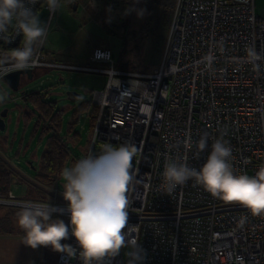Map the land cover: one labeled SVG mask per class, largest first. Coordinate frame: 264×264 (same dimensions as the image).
I'll return each instance as SVG.
<instances>
[{
	"label": "built area",
	"instance_id": "1",
	"mask_svg": "<svg viewBox=\"0 0 264 264\" xmlns=\"http://www.w3.org/2000/svg\"><path fill=\"white\" fill-rule=\"evenodd\" d=\"M32 7L48 11L44 0ZM52 16L48 11V23ZM22 39L10 28L0 39V52L20 47ZM250 45L264 51V13L255 14L254 0H175L160 64L150 74L116 69L109 49L92 50V67L53 64L45 44L36 66L25 69L104 76L103 88L90 94L96 114L86 156L100 154L105 143L131 141L140 149L128 193V224L135 226L132 235L144 254L139 264H264V215L225 204L192 180L170 196L161 188L166 159L187 158L199 169L224 129L234 174L254 176L264 165V61L260 71L243 62ZM204 133L208 147L201 152L197 144ZM23 203L0 188V206L20 209ZM50 205L64 209L53 216L70 223L67 204ZM241 218H246L243 227ZM61 243L78 250L71 235ZM54 255L55 264H82L78 255ZM105 264L125 262L120 252Z\"/></svg>",
	"mask_w": 264,
	"mask_h": 264
},
{
	"label": "rangeland",
	"instance_id": "2",
	"mask_svg": "<svg viewBox=\"0 0 264 264\" xmlns=\"http://www.w3.org/2000/svg\"><path fill=\"white\" fill-rule=\"evenodd\" d=\"M76 11L65 5L55 12L48 23V11L36 12L48 25L49 35L44 51L53 64L69 67H92L89 57L95 47H108L115 68L122 71L150 74L160 64L170 21L172 0H74ZM255 14L264 13V0H254ZM142 13V15H141ZM111 31V35L108 34ZM17 92L11 91L3 81L0 90L9 98L0 104V112L7 111L5 128L0 132V160L10 171L9 190L17 201L67 204L63 198L64 181L59 175L53 184L37 182L39 160L50 133L41 135L35 128L38 118L24 96L39 92L54 105L59 114L58 137L65 142L71 167L86 156L90 144V122L87 111L78 109L89 104L90 94L100 91L104 76L83 70L49 69L37 71L34 78L22 80ZM79 98L70 102L66 94ZM90 105V104H89ZM27 114V117H24ZM73 122L71 121L72 118ZM64 166V167H65ZM32 191V197L27 194ZM31 198V199H30ZM20 209L0 206V264L54 263L51 247L35 249L23 243V232L17 225L16 213ZM56 216H53V219ZM128 249H122L125 264Z\"/></svg>",
	"mask_w": 264,
	"mask_h": 264
},
{
	"label": "clouds",
	"instance_id": "3",
	"mask_svg": "<svg viewBox=\"0 0 264 264\" xmlns=\"http://www.w3.org/2000/svg\"><path fill=\"white\" fill-rule=\"evenodd\" d=\"M38 0H0V39L6 38L10 28L22 35L21 46L0 52V80L7 74L36 66L38 49L49 35V27L33 10ZM74 0H44L49 13L54 14ZM142 15V13H141ZM244 63L260 71L264 51L255 45L247 46ZM99 58V54H98ZM211 64L212 56L206 58ZM119 85H117L118 87ZM9 95L0 90V104ZM227 129L220 132L211 144L206 161L197 169L188 164L187 158H168L164 163L161 188L171 195L177 187L189 180L203 187L213 198L225 204L238 203L246 207L253 216L264 215V165L254 176L234 174L231 157L232 148L224 138ZM209 136L204 133L198 141L202 152L208 147ZM140 153L134 142L127 141L118 146L105 143L100 154H88L71 167L60 171L64 181L63 198L67 201L69 224L62 219H53V213L64 209L49 203L27 201L16 213L17 225L23 232V243L35 249L51 247L68 257L79 256L82 264H105L118 256L121 249H128V264H139L144 259L143 249L129 226L128 195L135 181L133 160ZM246 218L239 224L243 227ZM75 238L77 248L61 243Z\"/></svg>",
	"mask_w": 264,
	"mask_h": 264
},
{
	"label": "trees",
	"instance_id": "4",
	"mask_svg": "<svg viewBox=\"0 0 264 264\" xmlns=\"http://www.w3.org/2000/svg\"><path fill=\"white\" fill-rule=\"evenodd\" d=\"M174 1L175 0H172V5L170 6V10L174 4ZM108 34L111 35V31H108ZM120 66H121L120 68L122 69L123 65L120 64ZM24 99L32 106V108L37 114L38 121L35 128L40 129L41 135L50 133V136L46 141L45 150L39 160V174L37 176V182L39 184L50 185L54 183L57 177H59L61 169L65 166L66 162L69 159V154L67 152L65 142L64 140L58 137L59 123H60L59 114L55 113L54 105L52 103L47 102L46 96L42 93L33 92L24 96ZM89 107H91V112L88 117L90 122V130H91L95 119L96 108L89 104L86 105L83 104L78 109V112L87 111ZM27 116H28L27 114H24V117ZM73 119L74 117L71 120L72 122ZM10 176H11L10 171L6 168L2 160H0V188H3L4 194H6L9 191ZM31 193L32 191H29L27 196L30 197L32 195ZM55 218L62 219L64 221V219L61 217H55ZM51 261L52 262H49L50 264H55V255H54V263L53 260Z\"/></svg>",
	"mask_w": 264,
	"mask_h": 264
},
{
	"label": "water",
	"instance_id": "5",
	"mask_svg": "<svg viewBox=\"0 0 264 264\" xmlns=\"http://www.w3.org/2000/svg\"><path fill=\"white\" fill-rule=\"evenodd\" d=\"M76 8H77L76 3L73 2L71 5V11L73 12L76 11ZM33 78H34L33 72H31L30 70H21L7 74L6 76H4L2 81L7 85L9 89H11V91L17 92L22 84L21 83L22 80L29 82ZM66 97L70 102H74L76 99L79 98V95L70 92L66 94ZM6 115H7V111L3 109L0 112V132H2L5 128L4 119L6 118Z\"/></svg>",
	"mask_w": 264,
	"mask_h": 264
},
{
	"label": "crops",
	"instance_id": "6",
	"mask_svg": "<svg viewBox=\"0 0 264 264\" xmlns=\"http://www.w3.org/2000/svg\"><path fill=\"white\" fill-rule=\"evenodd\" d=\"M96 48H99V49H108V47H105V46H103V47H95L94 49H96ZM39 71H44V70H39Z\"/></svg>",
	"mask_w": 264,
	"mask_h": 264
},
{
	"label": "flooded vegetation",
	"instance_id": "7",
	"mask_svg": "<svg viewBox=\"0 0 264 264\" xmlns=\"http://www.w3.org/2000/svg\"><path fill=\"white\" fill-rule=\"evenodd\" d=\"M71 5H72V4H71ZM71 5H70V6H71Z\"/></svg>",
	"mask_w": 264,
	"mask_h": 264
}]
</instances>
